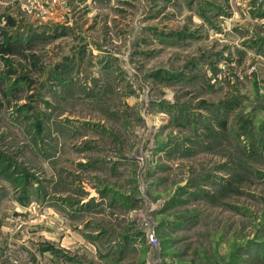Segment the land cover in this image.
<instances>
[{
    "label": "rangeland",
    "instance_id": "374dc122",
    "mask_svg": "<svg viewBox=\"0 0 264 264\" xmlns=\"http://www.w3.org/2000/svg\"><path fill=\"white\" fill-rule=\"evenodd\" d=\"M0 264H264V0H0Z\"/></svg>",
    "mask_w": 264,
    "mask_h": 264
}]
</instances>
